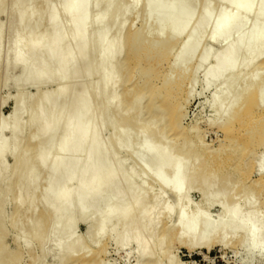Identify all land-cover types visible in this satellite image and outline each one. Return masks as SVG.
I'll return each mask as SVG.
<instances>
[{
    "label": "bare ground",
    "instance_id": "6f19581e",
    "mask_svg": "<svg viewBox=\"0 0 264 264\" xmlns=\"http://www.w3.org/2000/svg\"><path fill=\"white\" fill-rule=\"evenodd\" d=\"M3 1L0 0V15L4 14L2 9L5 10ZM110 1L69 0L59 12V7L53 2L50 4V0H10L8 11L18 13L13 22L16 32L9 49L10 63L20 68L19 77L11 81L15 86L29 83L38 86L31 95L16 91L11 97L9 114L0 117V264H15L21 260L20 249L9 253L4 245L7 224L13 230L26 225L25 231H21L19 238L14 237V241H20L25 248L35 243L39 251L35 258H43V247L46 242H51L57 264H103L98 259L103 252L102 244L90 256L88 250L85 252L83 239L97 245L105 233L118 249L132 247L135 264L169 262L171 257L166 253L171 238L189 248L197 244L199 228L211 222L206 214L198 213L199 206L206 204L218 208V223L212 225V233L203 245L208 247L217 243L224 247L230 241L226 236L231 231L238 234L234 237L236 243L245 242L250 249L257 248L264 253V216L259 212L264 198L261 203L252 200L256 198H253L254 194H261L255 187H261L264 192V150L255 153L256 148L264 147V108L259 112L255 110L264 107L261 105L264 89L259 87L261 75L258 73L264 71V60L247 73L257 51L264 50V32L256 39L253 32L255 24L264 22V11L262 15L257 12L246 32L245 39L255 41L250 52L234 58V49L239 46L235 41L225 49L220 47L213 51L217 44L227 39L226 31L236 12L241 11L242 23L264 6L263 0L255 4L249 0H217L212 5L210 0H201L196 17L195 0H143L142 15L146 20L153 17L154 24H149L150 29L147 24L146 30H132L129 23L126 34H123L126 19L121 16L122 11L134 7L138 0H112L114 4L108 8ZM224 1L229 8L225 11L227 14L208 33L209 36H203L206 46L198 51L202 34L196 30L199 35L196 36L193 28L201 32L200 29L206 27V17ZM56 2L62 5L61 0ZM175 3L181 5V11L169 9ZM94 8L99 10L93 13ZM182 10L187 12L183 21ZM60 16L66 17L64 26L56 22ZM190 23L193 28L188 30ZM72 27L76 30L67 34V45L79 43L78 48L69 52L65 45L56 51L59 38ZM3 29L0 25V35ZM91 36L94 37L92 41ZM92 46H96L97 54L92 60L89 58L96 51L88 55L85 64L87 69L97 66L96 81L91 83L93 86L89 85L79 73L82 89L72 98L68 97L69 68ZM121 46L125 47L123 51ZM52 62L56 63L54 67ZM240 62L242 69L235 71ZM203 66L202 81L206 87L218 81L222 83L221 78H225L222 83L225 92L214 98L210 105L214 115L212 122L218 119L226 122L235 117L237 125L225 131V146L220 145L222 148H215L214 152L208 151L197 138L198 134L193 135L198 146L190 141L183 145L182 140L180 149L171 151L174 143L171 138L168 140V135L177 140L194 131L183 125V109L191 95L189 85L194 81L195 72ZM120 72L123 74L118 79ZM56 79L60 83L50 92L38 88ZM240 79L244 80L242 88L233 92ZM90 97L96 99L93 101L96 105L82 111L83 103ZM52 98H59L61 104L70 103L71 108L53 117L56 106L49 104ZM25 114L23 122L21 116ZM78 114L80 118L76 120ZM85 118H89L86 129L81 123ZM61 119L65 121L64 131L57 147L50 150L56 136L54 128ZM99 122L100 126L102 122L109 125L108 137L102 138L104 126L99 129ZM27 128L33 131L22 142L20 136ZM3 131L10 133L8 138L1 136ZM38 136H42L40 140H37ZM5 154L12 158L10 165L3 162ZM128 161L139 169L136 170L133 163L126 167ZM99 162L103 163L101 172H97ZM45 168L48 174L45 173V183L41 178L44 185L39 188L37 182ZM250 169L256 170L257 181L249 180ZM65 170L70 173L64 183L52 186L54 180L64 178ZM167 178H171L169 186ZM149 181L171 195L173 205L160 204L158 189V194L147 197ZM241 182H249L250 186H240ZM190 191L198 193L200 199L188 215L186 207ZM9 200L14 202L15 208L6 216L3 208ZM89 200H94L93 204L88 205ZM38 204L43 210L34 217ZM171 207L175 211L173 223H170ZM98 209H101L100 213ZM224 218L228 222L224 227L228 233L220 232V229V233L215 232ZM78 222L86 225L83 237L74 236ZM199 223H202L200 227ZM233 235L229 234L230 237Z\"/></svg>",
    "mask_w": 264,
    "mask_h": 264
},
{
    "label": "rangeland",
    "instance_id": "374dc122",
    "mask_svg": "<svg viewBox=\"0 0 264 264\" xmlns=\"http://www.w3.org/2000/svg\"><path fill=\"white\" fill-rule=\"evenodd\" d=\"M5 1L2 2V4L5 5V7H4L5 10L2 9L4 11V14L2 13L0 15V25L4 28L3 33L0 35V77L2 78L1 79L2 82L0 83V117L7 116L9 114V112L11 110V97L16 93V91H23L24 93L31 95L35 92V89H37V86H38L34 83H29V84L21 85V86H15L14 83L11 81V80L15 79L16 77H19V75H20V68L17 66L14 67L10 63L11 54L9 52V49L11 47V39H12L14 33L16 32V28L13 26V22L18 17V13L16 11L9 12L8 10H9L10 0H5ZM61 1H62V5H60L59 2H58V4H59L58 5L56 0H50V4L53 2L54 5L59 7V8H57L58 11L62 12L64 5L69 0H61ZM195 1L197 3L196 4L197 8L195 7V9H194L195 13L194 12L193 13L196 17L200 11L199 6L201 5V3H200L201 0H198V2H197V0H195ZM216 1L217 0H210L209 4L212 5ZM249 1L251 4H255L259 0H249ZM226 2L227 1L222 2L220 4V7L217 10L210 12V14L206 17V27L204 29H200L201 32L198 30V28L194 29L193 26H191V23H190L189 27H187L188 30L193 28V32L196 36L198 35V33H196V30L202 34V36H200V38H201L200 40L202 41L201 43L203 45L200 42H198V46H199V47L197 46L199 48L198 51L206 46V44L204 43V40H202V39H204L205 36H209L208 33L211 32L215 28V26H217V24L221 21V19L225 16V14H227V13H225V11H226V9L228 10L229 8L225 6V4L227 5ZM138 3H139V5H138ZM113 4L114 3L111 0L108 3V8L112 7ZM142 4H143V0H140V1L138 0L137 4L134 7H128V8L123 9L122 13L124 12L126 14L125 15L123 13L121 15L126 19V20H124V21H126L125 22L126 24L124 23L125 26H124L123 34H126L127 30L129 29L128 28L129 23H130V26H132V30H139L140 28H141L140 30H143V28H144V30H146L147 29L146 27L149 26V24L151 25L154 22V21L152 22L153 17L149 18L148 20H146L144 18V15H142L143 14ZM6 5H7V8H6ZM263 5H264V0H263ZM2 8H3V5H2ZM169 9L174 10V11L175 10L181 11L182 7L179 3H175V4H172ZM98 10L99 9L94 8L93 13L97 12ZM263 11H264V6L261 9H258V11H256L255 15L253 13H251L249 15V17H247V19L242 23L240 22V18L242 17L241 16L242 13H241V11H237L236 15H235L236 17L232 20L233 21L232 24L228 27V29L226 31L227 32V39L220 42L219 44H217L213 48V51H215V50L217 51L218 49H220V47L221 48H224L225 46L228 47L229 45H231V42L233 44V42L235 41V42L239 43V46L236 47L237 48L236 50L234 49V53H235L233 56L234 58H238V57L240 58L243 53L250 52V50H252L254 48V42L255 41L254 40L249 41V40L245 39V37H246L245 35H246L247 30L253 24L255 17L257 16V12H260V15H262L261 12H263ZM182 13H183V15L181 17L182 18L181 20L183 21V18H185L187 16V12L185 10H182ZM135 18H136V21H135ZM65 21H66L65 16H60L56 20L57 24L60 26H64L65 24H63V23H65ZM147 22H149V23H147ZM151 26H153V25H151ZM151 26H149L148 29H150ZM190 26H191V28H190ZM75 30H76V28L72 27V28H69L63 32V35L61 36V38H59L57 47L55 49L56 51L59 50L60 48L64 47L65 45H67V37H66L67 34L70 31L73 32ZM253 32L255 33V39H256L261 33L264 32V22H260V23L255 24ZM110 33L112 34V32H110ZM111 34H110V36H111ZM89 39H90V41H92L94 39V37L91 36ZM78 46H79V43L70 42L67 45V50L69 52H71V51L77 49ZM120 49H121V51H123L125 49V47L121 46ZM94 52H95V54L93 55ZM197 53L198 52H196V54H194L193 61L196 59ZM96 54H97L96 46H92L89 51L83 52L80 59L78 61L74 62V64H72L70 66V68H69L70 74L68 73L69 78H70L69 79L70 85L66 89V93H67L68 97L72 98L73 95H75L76 93H78L82 89V87H81L82 78L79 77V73L83 74V78H85V80L87 79V83H89V85L93 81L94 82L96 81L95 79L97 78V76H95V74L97 75V71H96L97 66H93V69H87L86 64H85V61L88 60V55L89 56L93 55V57L89 58V60L90 59L92 60ZM233 57L231 56V58H233ZM233 60H235V59H233ZM263 60H264V50H261V52L257 51V56L255 57V59L250 61V66L247 68V73L252 70L251 67H253L254 65H258V64L262 63ZM228 62H229V60H228ZM55 64H56L55 62H52V67H54ZM164 69H165V67H164ZM239 69L240 70L242 69V62L237 64L235 71H237ZM240 70H239V72H240ZM203 73H204V66L199 67L197 69V71L195 72L194 81L191 85H189L191 95H189L187 97V100L185 102L184 109H183L185 112V116L183 119V125L188 127V128L190 127V130H194V131H192L193 133L189 132V134L191 136L190 135L186 136L185 137L186 140H184L185 138H179L177 140L176 139L173 140V137H170V135H168V137H169L168 140L171 138L170 141L172 143H174L173 145L171 143V145L174 146L173 148H171L172 149L171 151L176 150V149H180L179 146L180 145L182 146V144H181L182 140H183V145L185 142L190 141V142H193L194 145L198 146L197 144H195V141H194L195 137H193V135L195 136L196 134H198V135H196L197 138H199L201 143L207 147L208 151L212 152V150H213V152H214L216 149H219L221 146L222 147L225 146V141H224L225 131H227L231 127L235 128L237 125V119L235 117L232 118L230 121H226V122L224 121L225 119H218L216 122H212L214 119L213 118L214 115H213V109L210 107V105L214 101V98H219L220 95L223 92H225V90H224L225 88H223L225 85L224 84H223L224 86L222 85V83H224V81H225V78L224 79L221 78V80L223 81L222 83H220L221 81H218L217 84L207 85L208 87H206L202 81ZM258 73H260L259 75H261V81H259V84H260L259 87L264 89V71L258 72ZM122 74L123 73H121V72L117 74L118 79L121 78ZM256 76H257V74H256ZM255 79H257V78L255 77ZM59 83L60 82L57 79L56 80H50L49 82L47 81V82L41 84L38 88L41 89L42 91L50 92L54 87L58 86ZM219 83L221 84V86ZM243 84H244V80H241V79L237 80L233 92H238L240 90V88H242ZM92 86H91V91L93 90ZM116 87L117 86H114V88H116ZM87 90H90V89H87ZM118 90L119 89H116V91L115 90L114 91L118 92ZM88 92H89V94L91 93L90 91H88ZM97 93H99L98 89H97ZM94 97H95V95H94ZM94 97L88 98V100L85 101V103H83L82 111H83V109L86 111V110L90 109L93 105H96V103L95 104L93 103V101L96 102V99L95 100L92 99ZM263 99H264V97H263ZM263 99L261 102L262 106H264V100ZM49 104L51 106H56V110L53 111V114H52L53 117L57 116V114L59 112L64 111V110H69V108H71L70 103H68V102H66L65 104H61L59 98H52L50 100ZM260 108H264V107H256L255 110L257 112H259ZM82 111L80 110L79 112L81 113ZM79 118H80V114L75 116L76 120H78ZM25 119H26V114L21 116V121L24 122ZM103 122H102V126H104V127L100 126L101 125L100 122L97 125V127L98 128L100 127L99 129H101V127H102L101 135H102V138H105V137H108L110 128L108 127L109 125L107 126V124L103 125ZM81 123L83 125L82 128L86 129V127L89 125V118L83 119L81 121ZM64 126H65L64 119H61L60 122L55 126L54 131L56 133L55 134L56 136H55V139H53V142L50 146V150H52V148H54V147H57V144H59L60 134L64 131ZM32 131H33L32 128L25 129L20 136L21 141L25 142V139L27 138L29 133ZM101 131H99V132H101ZM9 135H10V133L8 131H3L1 134V136L5 139L8 138ZM81 135H83V131H82ZM189 136H190V139L188 140ZM39 137H42V136H38L37 140L39 139ZM103 140L104 139H102L101 141H103ZM175 141H176V143H175ZM222 142H223V145L220 144ZM175 144L178 148L175 147ZM263 150H264V147L263 148H256L255 153L263 152ZM184 151L185 150L183 148V152ZM183 152H182V154H183ZM204 157L205 156H202L201 159H204ZM262 158H263L262 160H264V153L262 155ZM3 160H4L3 162L5 165H10L12 163V158L9 156V154H5L3 156ZM141 160H142V158H141ZM141 160L139 159V161H141ZM132 163L133 162H130V161L126 162L125 163L126 167H130V164L132 166ZM133 165L135 166L136 170L139 169V167L137 165H135L134 163H133ZM97 166H98L97 172H101V170L103 168V163L99 162L97 164ZM250 170H249L250 175H248L249 180L252 182L257 181L258 180V174H257L256 170L255 169H250ZM68 171L69 170H65L63 179L54 180L51 185L54 187L55 186L57 187V185L58 186L62 185L64 183L65 178L70 173ZM42 172L43 173H41L40 181L37 182V186L39 188L41 186H43L45 183L44 179L46 177H44V176H45V173H46V175L48 174L47 168H45ZM42 177H43L42 181L44 183L41 181ZM167 180H168V182H166V184H168V186H169V184H170L169 181H171V178H169V179L167 178L166 181ZM242 184L246 185V186H250L249 182H245V183L241 182L240 186H242ZM150 187L152 190L149 189ZM147 188H148L147 194H146L147 197L153 196L154 194H158L160 192L159 193L160 199L158 200L160 202V204L167 202V204L170 203L171 205H173L174 198L171 195L169 196V194H167L166 192L159 190L154 184H152L151 181H149V186ZM157 189H158V193L156 192ZM252 189H253V187H252ZM255 190H256V192L260 191L261 194H258L257 196H256V194H254L253 198L254 197H256V198L252 199V200H254V201L258 200L257 202L261 203L260 201L263 200V198H264V196H263L264 194H262V193H264L263 189L258 186V188L255 187ZM199 199H200V195L198 193H196L194 191L189 192V194H188V201L189 202H188V207H186L188 209V210L186 209V213L188 215L191 214V209L195 205H197V203L199 202ZM93 202H94V200H89L88 205L93 204ZM103 205H101V207H103ZM106 205L107 204H105V206ZM263 205H260V207H259V212L261 215L263 214L262 216H264V206ZM14 208H15L14 202L13 201L11 202V200H9L3 208L4 215L7 216V215H10L11 213H13ZM199 208L200 209H198L199 210L198 213L201 214L202 216H205V214H206L208 216L206 218L209 219V217H210L211 219H209V221H211V222H208V224H204L205 226L202 223H199L198 226L200 227L202 224V226H201L202 228L201 227L199 228V235L196 239L197 244H195V246H193L191 248H189L186 244L179 243L178 241H176L174 239L172 240V238H171L169 240L171 242L168 241V245H167L168 251L166 253L169 255L167 257H169V258L171 257L169 259V262L172 261L173 264H179V263L180 264L181 263H183V264H264V253L259 251L257 248H251L250 249L245 242L236 243L235 242L236 238H234V237H237L238 234L235 232L232 233L231 231H229V234L231 233V235H233L235 233V235H233L231 237L229 236V234L228 235L226 234L227 240L229 238L230 241L228 240L229 243H227L224 247L222 245L217 244V243L210 244L208 247L203 245L202 243L204 241H206L209 238L208 236H210L212 233V230H211L212 225H215V222L218 223V220H217L218 208L216 206L210 207L207 204L201 205V206H199ZM20 210L23 214L24 208L21 207ZM36 210L37 211H35V214H34V212H33L34 215L32 214L34 217H35V215L37 216L42 212L43 206L41 204L36 205ZM100 210L101 209H98V212ZM172 210H174V207H171L170 223H173L175 220V211H172ZM38 211H39V214H38ZM188 211H190V212H188ZM200 211H201V213H200ZM30 215L31 214H29V213L25 214V216H30ZM188 215H187V218H188ZM190 217H191V215H190ZM192 218H190L191 221L193 220ZM215 218H216V220H215ZM213 220H214V222H213ZM188 221H190V220H188ZM227 223L228 222H227L226 218L222 219V221L219 223V227H217L214 231L216 232V230H217V233H218L219 229H220V232H222L224 230L226 233L228 230L226 231L224 229V227L226 226ZM210 224H211V226H210ZM24 226L26 227V225H24ZM24 226L21 225L22 230L21 229L20 230H18V229L13 230L10 228L9 224H7L5 226L7 234H6V237L4 239V245L6 247L7 252L16 253L20 249L19 253L21 254L20 255L21 260H18L19 263L17 261V263H15V264H57L54 260L55 255L51 249V242L48 241L45 243V245L43 247L44 255H43V258L40 259V258H35V257H37L36 255L39 256V251H38L37 245L35 243L32 242V244L29 245L31 247L34 244L32 246V249H31L30 247L25 248V246H23V244L20 241H17L19 244L14 241V237H16V236L20 237L22 235V232L25 231ZM85 226L86 225H84L82 223H79V222L76 223L75 229H74V236L75 237H83V234L86 232ZM200 229L203 231H201ZM198 243L200 244V246ZM100 244H102L101 247L103 248V252L98 257V259L103 264H135L136 263V258L134 257L132 247L128 246L126 248L127 251L125 249H122V248L118 249V247L115 246L113 239L110 238L107 235V233H105L103 236H101L97 245L92 244L90 241H88V239H83V246H85L87 248V249L85 248L86 250L85 249L84 250L86 253H88V251H89L90 256L93 254L94 250L98 249V247L100 248V246H98ZM18 246H20V247H18ZM26 249H29V250H27L28 252L31 251L33 253V251H34V254L32 255L31 252L29 253V255L26 254V253H28V252H26ZM21 250H22V253H21ZM129 251H130V253H129ZM30 255H31V258H29ZM34 255H35V257H34ZM33 257H34V259H32ZM166 262L168 264H170L168 262V260H162L161 264H167Z\"/></svg>",
    "mask_w": 264,
    "mask_h": 264
}]
</instances>
